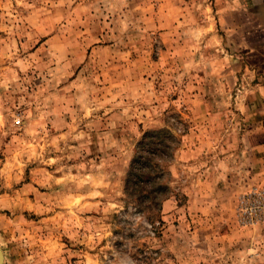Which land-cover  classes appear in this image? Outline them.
Wrapping results in <instances>:
<instances>
[{
	"label": "rangeland",
	"instance_id": "1",
	"mask_svg": "<svg viewBox=\"0 0 264 264\" xmlns=\"http://www.w3.org/2000/svg\"><path fill=\"white\" fill-rule=\"evenodd\" d=\"M263 3L0 0L3 264H264Z\"/></svg>",
	"mask_w": 264,
	"mask_h": 264
},
{
	"label": "trees",
	"instance_id": "2",
	"mask_svg": "<svg viewBox=\"0 0 264 264\" xmlns=\"http://www.w3.org/2000/svg\"><path fill=\"white\" fill-rule=\"evenodd\" d=\"M156 132L153 134H147L144 137V141L140 142L139 148L137 153L135 154V157L132 160L131 163V171L129 173V177L127 180V183L129 184L132 180V174L136 173V167L134 166L142 161L144 159L143 166L140 165V169L143 171L141 172V176L146 177L145 179H142L141 176H137L136 179L134 177V184L135 185H146L148 184V175L154 173L158 169V164L155 162V157H165V154L168 155L167 150L169 149V136H165V134L162 132ZM146 143V146H145ZM139 152V154H138ZM133 184V185H134ZM150 193L154 192V189H149Z\"/></svg>",
	"mask_w": 264,
	"mask_h": 264
},
{
	"label": "built area",
	"instance_id": "3",
	"mask_svg": "<svg viewBox=\"0 0 264 264\" xmlns=\"http://www.w3.org/2000/svg\"><path fill=\"white\" fill-rule=\"evenodd\" d=\"M237 214L245 224L264 219V191H253L240 197Z\"/></svg>",
	"mask_w": 264,
	"mask_h": 264
},
{
	"label": "crops",
	"instance_id": "4",
	"mask_svg": "<svg viewBox=\"0 0 264 264\" xmlns=\"http://www.w3.org/2000/svg\"><path fill=\"white\" fill-rule=\"evenodd\" d=\"M250 1H253L252 3ZM244 0V6L247 7L246 10L244 12H247L249 9H252V7L254 6L255 4V0ZM260 7H263L264 9V3L260 6ZM256 8V7H255ZM246 14V13H245ZM253 14L254 15H264V10L263 11H259V12H256V11H253ZM251 15V14H250ZM261 30H264V29H261Z\"/></svg>",
	"mask_w": 264,
	"mask_h": 264
},
{
	"label": "water",
	"instance_id": "5",
	"mask_svg": "<svg viewBox=\"0 0 264 264\" xmlns=\"http://www.w3.org/2000/svg\"><path fill=\"white\" fill-rule=\"evenodd\" d=\"M3 261H4V253H3V250L0 246V264H3Z\"/></svg>",
	"mask_w": 264,
	"mask_h": 264
}]
</instances>
